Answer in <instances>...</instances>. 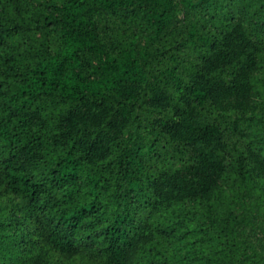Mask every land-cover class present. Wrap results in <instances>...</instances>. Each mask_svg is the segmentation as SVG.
Masks as SVG:
<instances>
[{
  "label": "trees",
  "instance_id": "trees-1",
  "mask_svg": "<svg viewBox=\"0 0 264 264\" xmlns=\"http://www.w3.org/2000/svg\"><path fill=\"white\" fill-rule=\"evenodd\" d=\"M0 264H264V0H0Z\"/></svg>",
  "mask_w": 264,
  "mask_h": 264
},
{
  "label": "rangeland",
  "instance_id": "rangeland-1",
  "mask_svg": "<svg viewBox=\"0 0 264 264\" xmlns=\"http://www.w3.org/2000/svg\"><path fill=\"white\" fill-rule=\"evenodd\" d=\"M107 19L105 18L104 21H106ZM200 63H202V65H204L203 61H200ZM261 69H257L254 68V72L253 74L255 75L256 73H259ZM230 99V98H229ZM156 104H160L161 106L163 104H166L165 100H158L156 102ZM74 113L78 114L80 118L76 117L75 120H73V122H68L70 123L69 125H73L74 127H78L79 125H82V123L86 122L87 126H90L93 124L95 117H97L95 114H97L99 112V107L96 105L91 106V104L86 103V105H83L82 107H77L73 110ZM81 115H84L81 116ZM83 117V118H82ZM247 170H249V168H247ZM235 173H233L230 177V179L226 180L228 182V184L232 185L233 184V180L236 178V172H237V168H234ZM250 173L248 172V175ZM225 183V182H224ZM227 184V185H228Z\"/></svg>",
  "mask_w": 264,
  "mask_h": 264
}]
</instances>
